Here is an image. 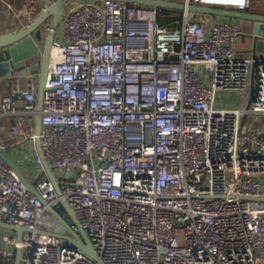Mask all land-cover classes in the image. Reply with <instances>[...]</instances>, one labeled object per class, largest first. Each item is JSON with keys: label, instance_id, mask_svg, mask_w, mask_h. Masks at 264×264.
Returning <instances> with one entry per match:
<instances>
[{"label": "built area", "instance_id": "built-area-1", "mask_svg": "<svg viewBox=\"0 0 264 264\" xmlns=\"http://www.w3.org/2000/svg\"><path fill=\"white\" fill-rule=\"evenodd\" d=\"M197 14L182 10L181 24L168 27L156 8L67 2L39 134L60 192L45 173L33 192L0 159V220L31 230L18 241L0 228L2 257L20 246V264H264V52L236 47L245 33L239 19L211 16L206 29ZM32 75L24 86L12 77L0 96V145L34 148L36 175L44 167ZM219 91L236 92L234 105ZM13 160L31 180L27 158ZM61 198L98 260L37 232H59L43 213Z\"/></svg>", "mask_w": 264, "mask_h": 264}, {"label": "water", "instance_id": "water-1", "mask_svg": "<svg viewBox=\"0 0 264 264\" xmlns=\"http://www.w3.org/2000/svg\"><path fill=\"white\" fill-rule=\"evenodd\" d=\"M70 0H50L43 10L27 25L20 28H13L3 33H0V80L12 76L15 72L27 67L32 74L38 77L36 102H35V119L34 145L38 156L43 163V171L39 172L28 180L25 174L9 154L0 145V159L7 164L19 177L23 184L30 190L35 192L34 182L39 176L45 173L52 181L55 191L60 192L59 182L55 178L51 167L45 159L41 140V110L43 106V91L46 87V78L48 74L50 52L54 42H60V35L56 31L58 23L64 12L65 5ZM126 4L136 6H144L148 8H170L187 10L193 13L205 14L204 25L209 28L211 16H225L230 18L248 20L252 22V27L249 32L244 33L251 39L252 51H264V14L248 11L246 9H238L234 7L209 6L202 4H184L180 1L171 0H119ZM38 55L39 58L34 63H27L29 58ZM45 203V200H42ZM60 208L64 210V214L60 212ZM49 213L56 218L66 228V232H57L48 229H38L37 232L56 237H62L68 241L74 248L82 251L91 258L98 260V254L92 246L89 238L81 226L78 218L75 215L73 208L68 202L61 198L58 206L49 205L47 207ZM0 227L15 232L18 241L21 240L24 231H31L24 225H18L0 220ZM22 259V248H15L13 264H20ZM105 264V263H102Z\"/></svg>", "mask_w": 264, "mask_h": 264}, {"label": "crops", "instance_id": "crops-1", "mask_svg": "<svg viewBox=\"0 0 264 264\" xmlns=\"http://www.w3.org/2000/svg\"><path fill=\"white\" fill-rule=\"evenodd\" d=\"M50 0H0V33L8 31L13 28H20L27 25L31 22L45 7V5ZM250 0V4H251ZM263 2V3H262ZM264 5V0H260V3ZM251 11L264 14V9L261 8H251ZM200 17H202L200 15ZM244 32H249L252 27V22L248 20L239 19ZM251 39L246 35H242L240 40L236 43V47L241 50H251ZM264 52V51H260ZM39 58L38 55H35L29 58L27 63H34ZM31 73L27 67L21 69L20 71L15 72L12 76L6 77L5 79L0 80V96L7 93L9 88V82L12 77L21 76L20 85H25L26 76ZM32 74V73H31ZM32 79L38 84V77L36 74L32 75ZM234 103L231 105L233 106ZM34 148H31L30 153L33 155ZM13 159H18L19 151L11 148L8 151ZM20 158V157H19ZM30 172L27 173L28 176L32 179L35 175L36 168H32L29 165Z\"/></svg>", "mask_w": 264, "mask_h": 264}, {"label": "rangeland", "instance_id": "rangeland-1", "mask_svg": "<svg viewBox=\"0 0 264 264\" xmlns=\"http://www.w3.org/2000/svg\"><path fill=\"white\" fill-rule=\"evenodd\" d=\"M260 3V0H253V1H251V4H249V8H261V9H264V5H262V4H259ZM263 3V2H262ZM197 15H199L200 16V14L198 13ZM236 96H237V93L236 92H234L233 94H232V92L231 93H221V91H219L218 92V94H217V97H218V99H221V100H223V97H224V103H226V104H228V105H232L234 102H235V99H236ZM6 151V150H5ZM6 152H8V151H6ZM19 156H18V159L17 160H20L19 161V163H21L22 164V159H24V163H27L26 162V158H27V161H28V164L32 167V168H34V166H33V162H32V154L31 153H29V152H27L25 149L22 151L21 149L19 150ZM20 157V158H19ZM22 161V162H21ZM43 218L47 221H49V223H50V226L52 227V228H55L56 230H58L59 232H66L67 230H66V228L64 227V225L62 224V223H60L58 220H56L54 217H52L49 213H47V212H44L43 213ZM2 230L4 229V228H2V227H0ZM5 230H7V229H5Z\"/></svg>", "mask_w": 264, "mask_h": 264}, {"label": "trees", "instance_id": "trees-1", "mask_svg": "<svg viewBox=\"0 0 264 264\" xmlns=\"http://www.w3.org/2000/svg\"><path fill=\"white\" fill-rule=\"evenodd\" d=\"M248 11H251V8H245ZM157 13V22L160 25L168 26V27H178L181 24L182 20V10L180 9H170L159 7L156 8ZM60 212L64 214V210L60 208ZM13 257L10 259H6L0 255V264H13Z\"/></svg>", "mask_w": 264, "mask_h": 264}, {"label": "bare ground", "instance_id": "bare-ground-1", "mask_svg": "<svg viewBox=\"0 0 264 264\" xmlns=\"http://www.w3.org/2000/svg\"><path fill=\"white\" fill-rule=\"evenodd\" d=\"M218 1H230V2L235 3V2H240L241 0H218Z\"/></svg>", "mask_w": 264, "mask_h": 264}]
</instances>
